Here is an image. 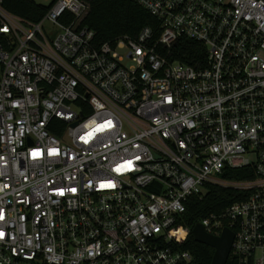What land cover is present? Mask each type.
<instances>
[{"label":"built area","instance_id":"built-area-1","mask_svg":"<svg viewBox=\"0 0 264 264\" xmlns=\"http://www.w3.org/2000/svg\"><path fill=\"white\" fill-rule=\"evenodd\" d=\"M91 1L0 0V264H192L176 226L214 188L197 223L264 264V0H134L158 27L103 43Z\"/></svg>","mask_w":264,"mask_h":264},{"label":"trees","instance_id":"trees-1","mask_svg":"<svg viewBox=\"0 0 264 264\" xmlns=\"http://www.w3.org/2000/svg\"><path fill=\"white\" fill-rule=\"evenodd\" d=\"M2 4L10 12L32 20L39 19L46 9L34 0H2ZM38 10L39 13L35 14ZM83 22L95 31L96 41L100 43L113 42L120 36L134 37L146 26L158 27L156 18L134 0H92ZM203 52L204 48L199 43L187 38H179L172 49L174 57L189 64H195L196 56ZM233 195L228 190L214 188L205 201L190 204L178 222L179 245L192 253V264H211L214 254L212 247L195 241L193 226L208 211H217L230 204ZM226 264L235 262L231 258Z\"/></svg>","mask_w":264,"mask_h":264},{"label":"water","instance_id":"water-1","mask_svg":"<svg viewBox=\"0 0 264 264\" xmlns=\"http://www.w3.org/2000/svg\"><path fill=\"white\" fill-rule=\"evenodd\" d=\"M195 241L208 245L214 249L211 264H226L231 251L234 232L226 227L220 236L207 233L204 227L197 223L192 229Z\"/></svg>","mask_w":264,"mask_h":264},{"label":"rangeland","instance_id":"rangeland-1","mask_svg":"<svg viewBox=\"0 0 264 264\" xmlns=\"http://www.w3.org/2000/svg\"><path fill=\"white\" fill-rule=\"evenodd\" d=\"M36 3L47 6L51 0H34Z\"/></svg>","mask_w":264,"mask_h":264}]
</instances>
